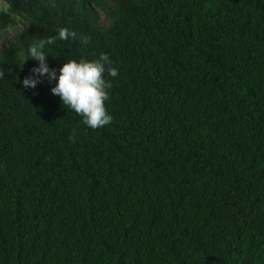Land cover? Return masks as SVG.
I'll return each instance as SVG.
<instances>
[{"label": "trees", "instance_id": "trees-1", "mask_svg": "<svg viewBox=\"0 0 264 264\" xmlns=\"http://www.w3.org/2000/svg\"><path fill=\"white\" fill-rule=\"evenodd\" d=\"M104 2L0 0V264H264V0ZM60 28L57 76L118 68L109 125L23 87Z\"/></svg>", "mask_w": 264, "mask_h": 264}, {"label": "clouds", "instance_id": "clouds-1", "mask_svg": "<svg viewBox=\"0 0 264 264\" xmlns=\"http://www.w3.org/2000/svg\"><path fill=\"white\" fill-rule=\"evenodd\" d=\"M114 5L113 0H105L102 6L89 4L99 14V21L108 26L110 19L108 12ZM10 33L13 30H9ZM1 31L0 34H3ZM7 34L3 35L5 37ZM71 38L77 39V33L68 28H60L58 35L47 38H41L34 41L29 47V58L39 61V66L31 69L30 74L23 79L25 89H35L42 83L41 78H46L50 83L55 82L51 88V93L60 98L62 105L69 110L74 111L82 117V124L86 127L96 130L109 125L113 117L107 109V101L110 99V89L112 83L106 79L107 76L117 77L119 70L113 67L112 60L105 53H101L99 58L94 60L69 59L57 70L50 68L48 56L45 49L53 45L57 40L67 41ZM90 37L80 35L79 40L82 44L90 43ZM5 73L0 69V79H3Z\"/></svg>", "mask_w": 264, "mask_h": 264}]
</instances>
